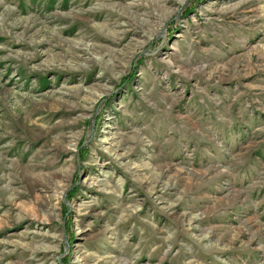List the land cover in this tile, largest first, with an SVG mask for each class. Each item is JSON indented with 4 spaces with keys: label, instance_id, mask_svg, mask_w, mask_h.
Instances as JSON below:
<instances>
[{
    "label": "rangeland",
    "instance_id": "obj_1",
    "mask_svg": "<svg viewBox=\"0 0 264 264\" xmlns=\"http://www.w3.org/2000/svg\"><path fill=\"white\" fill-rule=\"evenodd\" d=\"M0 264H264V0H0Z\"/></svg>",
    "mask_w": 264,
    "mask_h": 264
}]
</instances>
